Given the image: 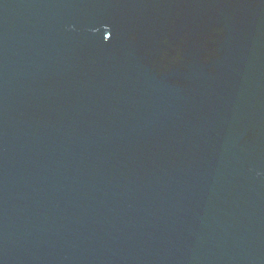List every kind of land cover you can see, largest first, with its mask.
<instances>
[{
	"label": "water",
	"instance_id": "1",
	"mask_svg": "<svg viewBox=\"0 0 264 264\" xmlns=\"http://www.w3.org/2000/svg\"><path fill=\"white\" fill-rule=\"evenodd\" d=\"M0 264H264V0H0Z\"/></svg>",
	"mask_w": 264,
	"mask_h": 264
},
{
	"label": "clouds",
	"instance_id": "2",
	"mask_svg": "<svg viewBox=\"0 0 264 264\" xmlns=\"http://www.w3.org/2000/svg\"><path fill=\"white\" fill-rule=\"evenodd\" d=\"M181 10H177L176 15H179ZM174 23V18L171 21V26H169L165 32V34L162 37V47L163 45H168V47L163 48V54L160 55L158 58H153L151 60V66L154 71H156L158 74L167 73L171 70V68L175 66H182V62L185 60V57L183 56V52L186 48L189 47V44L193 46L200 43V37H197L196 39H191L189 37V30L188 28L185 29V38L181 40H171L169 38V35L171 33L172 25ZM73 27V26H70ZM224 32L225 29L222 25H213L211 31L207 33V35L203 38L204 43L202 47L206 49L204 54L201 57L202 62H211L213 58L219 57L220 53L217 50L216 44H217V38L219 35V40H223L224 38ZM137 38V34L135 32L129 34V39L135 40ZM209 40L212 42V47H208ZM170 52H173L174 54L169 55ZM183 68H186V65H183ZM213 69H209V71H212ZM179 81V80H176ZM176 81H174L176 83Z\"/></svg>",
	"mask_w": 264,
	"mask_h": 264
}]
</instances>
